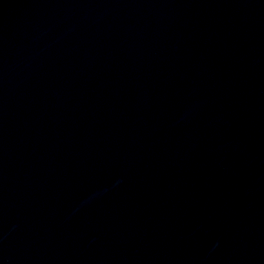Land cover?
Segmentation results:
<instances>
[{"label":"water","instance_id":"water-1","mask_svg":"<svg viewBox=\"0 0 264 264\" xmlns=\"http://www.w3.org/2000/svg\"><path fill=\"white\" fill-rule=\"evenodd\" d=\"M0 264H264V0H0Z\"/></svg>","mask_w":264,"mask_h":264}]
</instances>
